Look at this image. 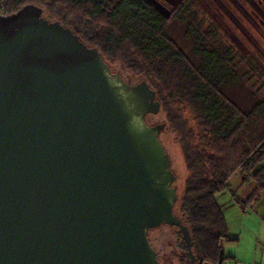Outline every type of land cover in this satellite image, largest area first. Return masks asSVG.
I'll use <instances>...</instances> for the list:
<instances>
[{"label":"water","instance_id":"obj_1","mask_svg":"<svg viewBox=\"0 0 264 264\" xmlns=\"http://www.w3.org/2000/svg\"><path fill=\"white\" fill-rule=\"evenodd\" d=\"M161 108L42 8L0 16V264H159L149 232L163 225L204 264L175 214L165 125L147 122Z\"/></svg>","mask_w":264,"mask_h":264},{"label":"trees","instance_id":"obj_2","mask_svg":"<svg viewBox=\"0 0 264 264\" xmlns=\"http://www.w3.org/2000/svg\"><path fill=\"white\" fill-rule=\"evenodd\" d=\"M189 1L181 0L169 19L144 0H0V16L38 6L97 47L107 64L120 59L147 77L181 138L187 176L175 214L190 230L195 256L219 264L223 244L233 239L218 197L228 190L246 210L264 194V84L254 91V71L240 69L236 54L221 46L218 27H205ZM245 191L238 201L235 194ZM180 236L191 264L181 230Z\"/></svg>","mask_w":264,"mask_h":264},{"label":"rangeland","instance_id":"obj_3","mask_svg":"<svg viewBox=\"0 0 264 264\" xmlns=\"http://www.w3.org/2000/svg\"><path fill=\"white\" fill-rule=\"evenodd\" d=\"M158 2L169 10L175 7L168 1L158 0ZM189 3L193 5V13L205 21V27L209 23L218 27V33L222 37L221 46L224 49L230 48L236 54L237 61L240 62V69L245 72L254 71V79L251 82L256 85L254 91L261 89L264 84V0H190ZM45 13L50 19L55 18L49 12ZM108 64L112 73L118 74L125 82L136 85L147 79L144 75L130 70L120 59L108 60ZM182 113L190 127H194V117L189 108L182 107ZM147 122L150 125L167 124L165 132L161 135V141L172 159V169L177 176L174 186L177 188L178 199H180L187 176L181 150V138L178 133L172 130L164 110H161L160 114L156 116H148ZM239 185L240 181H235V188H238ZM248 192H238L235 194L237 195L235 198L243 202L246 200ZM218 201L223 207L234 234H240L242 217L239 218L236 211L239 206L243 208L244 204L238 205L228 190L218 197ZM244 211L247 225L256 231V255L258 264H261L264 259V194ZM149 239L152 246L158 249L161 254L159 264L165 262H167L166 264H178L179 258L173 255L178 253L185 255V252L180 248L183 240L180 230L177 228L163 225L158 229L151 230Z\"/></svg>","mask_w":264,"mask_h":264},{"label":"crops","instance_id":"obj_4","mask_svg":"<svg viewBox=\"0 0 264 264\" xmlns=\"http://www.w3.org/2000/svg\"><path fill=\"white\" fill-rule=\"evenodd\" d=\"M236 215L239 218L242 217V221L240 222L242 226L240 234H234L232 226L230 227L229 221L226 218L229 226V233L233 241L226 242L223 244V264H258V256L256 255V231L255 229H252L249 225H247L245 211L241 206L238 207ZM156 251L160 257L161 254L159 250L156 249ZM173 256H177L179 258L177 261L178 264H188L187 261L183 258L184 256L180 255V253ZM263 260L264 259H262L261 264H263ZM166 263L167 262H165L164 264Z\"/></svg>","mask_w":264,"mask_h":264},{"label":"flooded vegetation","instance_id":"obj_5","mask_svg":"<svg viewBox=\"0 0 264 264\" xmlns=\"http://www.w3.org/2000/svg\"><path fill=\"white\" fill-rule=\"evenodd\" d=\"M144 1L148 2L147 0H144ZM156 1H158V0H156ZM164 1L167 2L168 0H164ZM168 2H169V1H168ZM151 6H152V5H151ZM152 7H153V6H152ZM174 8H175V7H173V9L171 10V12L174 10ZM155 9H156V8H155Z\"/></svg>","mask_w":264,"mask_h":264},{"label":"built area","instance_id":"obj_6","mask_svg":"<svg viewBox=\"0 0 264 264\" xmlns=\"http://www.w3.org/2000/svg\"><path fill=\"white\" fill-rule=\"evenodd\" d=\"M3 16H6L5 14Z\"/></svg>","mask_w":264,"mask_h":264}]
</instances>
